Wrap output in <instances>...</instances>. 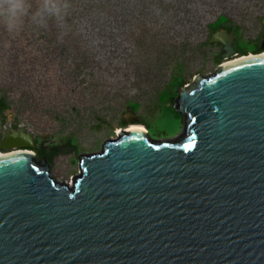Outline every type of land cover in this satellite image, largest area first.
<instances>
[{"label": "water", "instance_id": "obj_1", "mask_svg": "<svg viewBox=\"0 0 264 264\" xmlns=\"http://www.w3.org/2000/svg\"><path fill=\"white\" fill-rule=\"evenodd\" d=\"M226 37V57L239 55L227 29L209 42ZM262 53L181 89L178 140L122 128L71 184L27 126L6 128L0 264H264Z\"/></svg>", "mask_w": 264, "mask_h": 264}, {"label": "rangeland", "instance_id": "obj_2", "mask_svg": "<svg viewBox=\"0 0 264 264\" xmlns=\"http://www.w3.org/2000/svg\"><path fill=\"white\" fill-rule=\"evenodd\" d=\"M126 1L132 11L119 10L117 17L103 13L100 29L89 23L90 15L80 17L84 9L62 21L50 18L40 11L44 0H27L31 8L20 31L10 33L0 22V95L6 94L13 105L5 126L0 119V135L6 128L18 129L17 118L45 147L75 134L83 150L50 161L60 182L71 184L81 156L118 138L120 120L130 114L142 117L155 139L182 136L185 120L172 102L177 86L157 92L170 80L171 53L185 59V86L240 57L222 58L216 65L218 49L201 47L210 37L209 24L219 16L242 26L247 38H261L264 0ZM136 102L141 104L138 112L130 106ZM98 117L112 122L113 132L109 126L98 131Z\"/></svg>", "mask_w": 264, "mask_h": 264}, {"label": "trees", "instance_id": "obj_3", "mask_svg": "<svg viewBox=\"0 0 264 264\" xmlns=\"http://www.w3.org/2000/svg\"><path fill=\"white\" fill-rule=\"evenodd\" d=\"M120 1L121 0H65V2L70 5L69 9L67 10V15L63 17V19H67L68 16L70 15H75V13H81V9H84L85 12L81 14L80 17H85L86 15H90L89 23L95 24L97 28H104L103 24H101L100 18L103 13H109L106 15V17H110V15H115L116 17L118 15L119 10L123 11H132L131 9V4L124 0V7L122 8L120 6ZM79 3H82L83 7L81 8L82 5H79ZM121 7V8H120ZM42 12V10H40ZM86 12H89L88 14H85ZM46 13V12H44ZM62 19V20H63ZM59 20V21H62ZM58 21V20H57ZM65 24H63L64 26ZM62 26V27H63ZM73 27V25H71ZM225 28L230 32H234L237 34L238 39H239V44L236 46L238 52H240L242 55H248L250 53L253 54H258L263 51V48L261 47L262 40L264 38V17H263V25H262V34L261 38H247L242 31V26L236 24L230 17L227 15L223 14L219 16L217 20L214 22L210 23L208 26V34H209V39L206 42H203L201 44V47H206L208 45H211L209 42L212 35L219 31L220 29ZM215 57V63L216 65L221 63V58L219 57L218 52L214 53ZM170 64H171V69H170V80L165 84V86L160 89L157 92V96L160 92H164L165 90H169L170 86L174 84L176 87L175 91L173 92L174 97L172 98L173 105H175L176 98L178 97L179 92L181 89L186 85L187 80H186V70L187 66L185 64V59L183 55H174L171 53L170 55ZM140 103H130V106L132 107L133 111L138 112L140 108ZM13 109V105L11 104L8 96L6 94L0 95V119L2 126H5L8 122V112ZM178 113V112H177ZM179 117H183L180 113H178ZM184 118V117H183ZM98 124H96L95 128L98 131L103 130L105 126L111 127V130L113 132L114 128L112 127V122L107 120L104 117H98ZM185 120V118H184ZM21 123V119L17 118L14 127L19 128V125ZM121 127L126 126L127 123L124 121V118H121L120 124ZM3 136L0 135V140ZM38 146L36 148V152L38 153V156L43 158L46 157L49 161L53 160L54 157L62 154L63 152H68L71 150V152H76L79 153L81 152L82 145L79 142L78 138L75 136V134H72L71 136H66V137H61L58 139L56 143H51L48 147H45L43 140L39 139L38 141Z\"/></svg>", "mask_w": 264, "mask_h": 264}, {"label": "clouds", "instance_id": "obj_4", "mask_svg": "<svg viewBox=\"0 0 264 264\" xmlns=\"http://www.w3.org/2000/svg\"><path fill=\"white\" fill-rule=\"evenodd\" d=\"M68 5L65 0H44L42 12L50 18L62 20L67 15ZM31 5L27 0H0V22L10 33L20 31L25 18L29 15Z\"/></svg>", "mask_w": 264, "mask_h": 264}, {"label": "flooded vegetation", "instance_id": "obj_5", "mask_svg": "<svg viewBox=\"0 0 264 264\" xmlns=\"http://www.w3.org/2000/svg\"><path fill=\"white\" fill-rule=\"evenodd\" d=\"M222 29H225V28H222ZM220 31V30H219ZM230 32V31H229ZM216 33V32H215ZM233 35H234V40H233V46H234V49L238 52V50H237V48H236V46L239 44V39H238V36H237V34L236 33H234V32H231ZM224 40V42H219V43H213L212 44V47H214V48H217L218 49V54H219V57L222 59V58H227L226 57V50H225V48H226V46H227V43L228 42H230L231 41V39H230V37H226L225 39H223ZM261 47L264 49V38H263V40H262V43H261ZM238 54L240 55V56H242V54L240 53V52H238ZM130 115H132V117H134L135 119H139L138 121L137 120H130V118H124V121L127 123V125L126 126H123V127H121V128H127V127H129L131 124H142V125H144L146 128H147V130H148V132L150 133V130H149V128H148V126L146 125V123L144 122V120H143V118L142 117H138V116H135V115H133V114H130ZM131 123V124H130ZM130 124V125H129ZM5 133V132H4ZM4 136V135H3ZM3 138V137H2ZM1 138V139H2ZM40 138H38V137H36V140L38 141ZM37 144H38V142H37Z\"/></svg>", "mask_w": 264, "mask_h": 264}, {"label": "bare ground", "instance_id": "obj_6", "mask_svg": "<svg viewBox=\"0 0 264 264\" xmlns=\"http://www.w3.org/2000/svg\"><path fill=\"white\" fill-rule=\"evenodd\" d=\"M261 55H264V53H262ZM254 56H255L254 54H251V55H245V56L235 57V58H232V59L228 60V62L224 63V65H227V64H230V63H233V62L242 60V59L251 58V57H254ZM139 127L140 128H143L147 132V128L144 125H141V124L131 125L130 127H128V131L131 130V129H133V128H139Z\"/></svg>", "mask_w": 264, "mask_h": 264}]
</instances>
